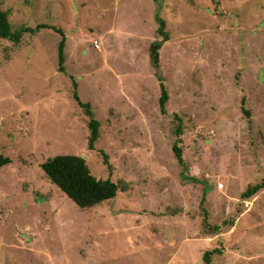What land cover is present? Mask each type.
Masks as SVG:
<instances>
[{
    "label": "rangeland",
    "instance_id": "obj_1",
    "mask_svg": "<svg viewBox=\"0 0 264 264\" xmlns=\"http://www.w3.org/2000/svg\"><path fill=\"white\" fill-rule=\"evenodd\" d=\"M0 10L13 30L49 24L67 38L62 73L55 30L0 36L10 159L0 264H205L215 249L211 264H264V188L241 198L264 182V0H0ZM65 154L117 183V196L77 206L42 168Z\"/></svg>",
    "mask_w": 264,
    "mask_h": 264
},
{
    "label": "trees",
    "instance_id": "obj_2",
    "mask_svg": "<svg viewBox=\"0 0 264 264\" xmlns=\"http://www.w3.org/2000/svg\"><path fill=\"white\" fill-rule=\"evenodd\" d=\"M160 12V10H159ZM160 14V13H159ZM158 22L161 24L159 30L162 32L164 29L165 22L159 15L157 16ZM50 28L55 30L62 36V39L58 46V57H59V68L62 73H66V34L65 32L49 24H39L37 27H22L17 30H13L8 18V14L5 11L0 10V36L4 39H9L13 42H19L25 33L36 34L41 29ZM162 42H154L152 44L151 56L152 61L156 70V75L163 81L162 74L160 72L159 66V50L161 49ZM75 86H76V82ZM75 98L77 102L82 106H88L83 103L78 93H75ZM169 99V94L164 84H162V94L160 98L161 110L166 112V103ZM246 114L250 116V113L246 111ZM175 118L178 124L175 129V134L177 140L174 144L173 150L176 157L178 158L180 164L183 166L184 171L188 170V164L183 159V150L180 148L178 143L181 142V135L183 134V120L177 114ZM100 122L93 119L91 122V136L89 139V147L94 148L95 143L99 138ZM10 159L0 155V167L9 164ZM42 168L46 175L51 179V181L57 185L64 193H66L76 204L82 209L95 207L105 201L111 200L117 196L119 191V185L109 179H99L94 176L87 164V161L82 156L65 154L57 155L55 157L49 158L42 164ZM185 179L191 180L193 182H199L198 179L186 177ZM264 188V182L262 184H257L254 186H249L245 192L241 194V198L246 200ZM205 195L210 192V186L206 185ZM218 230V227L215 229ZM219 249L208 250L205 252L203 260L205 264H211L212 257L215 253H220Z\"/></svg>",
    "mask_w": 264,
    "mask_h": 264
}]
</instances>
